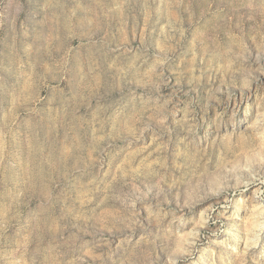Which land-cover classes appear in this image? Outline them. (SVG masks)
I'll return each mask as SVG.
<instances>
[{
	"label": "rangeland",
	"instance_id": "rangeland-1",
	"mask_svg": "<svg viewBox=\"0 0 264 264\" xmlns=\"http://www.w3.org/2000/svg\"><path fill=\"white\" fill-rule=\"evenodd\" d=\"M0 264H264V0H0Z\"/></svg>",
	"mask_w": 264,
	"mask_h": 264
}]
</instances>
